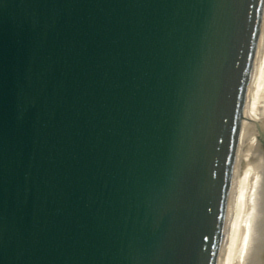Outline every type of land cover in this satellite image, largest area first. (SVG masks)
I'll return each mask as SVG.
<instances>
[{"label": "water", "instance_id": "water-1", "mask_svg": "<svg viewBox=\"0 0 264 264\" xmlns=\"http://www.w3.org/2000/svg\"><path fill=\"white\" fill-rule=\"evenodd\" d=\"M263 13L0 0V264H217Z\"/></svg>", "mask_w": 264, "mask_h": 264}, {"label": "bare ground", "instance_id": "bare-ground-1", "mask_svg": "<svg viewBox=\"0 0 264 264\" xmlns=\"http://www.w3.org/2000/svg\"><path fill=\"white\" fill-rule=\"evenodd\" d=\"M244 112L242 125L264 126V18ZM263 176V149L241 130L218 264H264Z\"/></svg>", "mask_w": 264, "mask_h": 264}, {"label": "rangeland", "instance_id": "rangeland-1", "mask_svg": "<svg viewBox=\"0 0 264 264\" xmlns=\"http://www.w3.org/2000/svg\"><path fill=\"white\" fill-rule=\"evenodd\" d=\"M260 55V54H259ZM260 57V56H259ZM257 60H258V58H257ZM257 63H258V61H257ZM223 242H224V240H223Z\"/></svg>", "mask_w": 264, "mask_h": 264}]
</instances>
